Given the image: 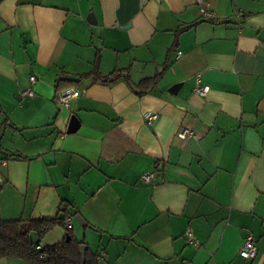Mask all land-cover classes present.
Masks as SVG:
<instances>
[{
  "label": "crops",
  "instance_id": "crops-1",
  "mask_svg": "<svg viewBox=\"0 0 264 264\" xmlns=\"http://www.w3.org/2000/svg\"><path fill=\"white\" fill-rule=\"evenodd\" d=\"M98 57L103 76L131 84L78 80ZM67 89L78 96L62 106ZM183 128L196 138L180 140ZM3 162L0 221L53 220L67 203L99 264H264V0H0Z\"/></svg>",
  "mask_w": 264,
  "mask_h": 264
},
{
  "label": "trees",
  "instance_id": "trees-1",
  "mask_svg": "<svg viewBox=\"0 0 264 264\" xmlns=\"http://www.w3.org/2000/svg\"><path fill=\"white\" fill-rule=\"evenodd\" d=\"M193 26V25H192ZM191 27V26H190ZM100 57L94 63V69L87 74L79 75L78 80L95 77L96 80L110 84L120 78H124L129 84L131 80L129 74L125 71L117 70L107 76H103L99 71ZM164 71L159 72L155 77L145 79L137 85L139 95L154 88L160 81ZM70 77L67 73H63L62 77ZM64 209L53 220L44 221H0V258L21 259L30 264H99L97 256L86 249L85 257L81 255V246L86 244L79 242L72 230L66 227L68 218H72L73 214L68 209V204L63 203ZM60 226L67 229V238L54 246H49L41 250L38 249L40 240L55 227ZM35 233L38 242L31 239V235Z\"/></svg>",
  "mask_w": 264,
  "mask_h": 264
},
{
  "label": "built area",
  "instance_id": "built-area-1",
  "mask_svg": "<svg viewBox=\"0 0 264 264\" xmlns=\"http://www.w3.org/2000/svg\"><path fill=\"white\" fill-rule=\"evenodd\" d=\"M196 3L200 6L205 4V0H196ZM204 15L205 16H209L211 17L212 14L206 10L204 11ZM179 55H182L181 52L178 53ZM37 82V78L32 76L30 78V87L23 91L22 95L23 96H33V86L36 84ZM199 82V81H198ZM208 91V87L200 85L199 82V86L197 87V89L195 90V92L199 95H205ZM78 93L77 91L73 90V89H67L65 91H63L60 96H59V103L62 106H67L70 102V100L74 97H77ZM143 118L145 120L146 123L148 124H152L154 122H156L159 119V114L158 113H153V112H146L143 114ZM177 137L180 140H187L188 138H196V135L194 133V131L190 128H183L177 135ZM2 166H6V163L3 162L0 164V168ZM155 180V175L151 174V173H146L144 175H142L141 177V181L144 184H151L153 181ZM66 227L68 230H72L73 229V218H68L66 221ZM186 236L187 239L190 243H194L195 242V238L194 235L191 231H187L186 232ZM258 255V247L257 244L255 243V241L253 240L252 237L248 238L246 241H244V243L242 244L240 250H239V256L246 260V261H252L254 259H256ZM102 256V257H101ZM103 255H99V259L103 258Z\"/></svg>",
  "mask_w": 264,
  "mask_h": 264
},
{
  "label": "water",
  "instance_id": "water-1",
  "mask_svg": "<svg viewBox=\"0 0 264 264\" xmlns=\"http://www.w3.org/2000/svg\"><path fill=\"white\" fill-rule=\"evenodd\" d=\"M179 87H180V85H175L174 87H172L170 89L169 92L170 93H176L177 90L179 89ZM78 128H79V123H78L77 119L75 117H72L68 132L69 133L76 132L78 130ZM76 220H77L79 225H81V226L84 225L83 219L80 216H78L76 218ZM86 249H87V246H85V245L81 246V255H82V257H85Z\"/></svg>",
  "mask_w": 264,
  "mask_h": 264
}]
</instances>
